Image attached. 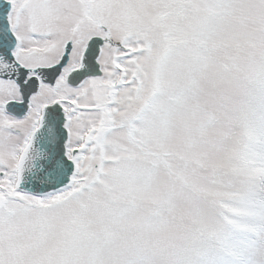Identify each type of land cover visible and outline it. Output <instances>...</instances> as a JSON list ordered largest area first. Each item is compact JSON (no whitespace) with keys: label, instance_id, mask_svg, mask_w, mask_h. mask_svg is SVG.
<instances>
[{"label":"snow or ice","instance_id":"1","mask_svg":"<svg viewBox=\"0 0 264 264\" xmlns=\"http://www.w3.org/2000/svg\"><path fill=\"white\" fill-rule=\"evenodd\" d=\"M0 264H264V0H0Z\"/></svg>","mask_w":264,"mask_h":264}]
</instances>
